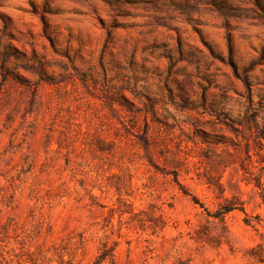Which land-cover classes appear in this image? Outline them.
Wrapping results in <instances>:
<instances>
[{
  "label": "rangeland",
  "instance_id": "obj_1",
  "mask_svg": "<svg viewBox=\"0 0 264 264\" xmlns=\"http://www.w3.org/2000/svg\"><path fill=\"white\" fill-rule=\"evenodd\" d=\"M0 264H264V0H0Z\"/></svg>",
  "mask_w": 264,
  "mask_h": 264
}]
</instances>
